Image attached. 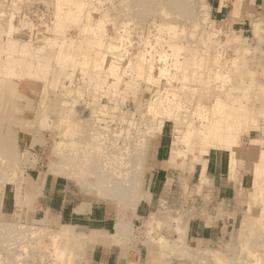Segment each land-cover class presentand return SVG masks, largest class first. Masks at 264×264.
Masks as SVG:
<instances>
[{
  "label": "rangeland",
  "instance_id": "374dc122",
  "mask_svg": "<svg viewBox=\"0 0 264 264\" xmlns=\"http://www.w3.org/2000/svg\"><path fill=\"white\" fill-rule=\"evenodd\" d=\"M241 1L255 9L259 0L256 4L252 0H229L222 13L212 7L213 0H0V264L81 261L86 256V242L80 233L85 222H67L59 216L52 203H46L51 189L56 185L62 197L72 202L105 203L114 209L132 207L134 201L149 195L158 149L166 150L164 155L177 168V176H184L188 170L191 211L192 205L198 204L193 194L204 193L205 180L198 181L195 175L201 157L208 152L202 151L206 141L198 130L204 119L228 120L233 145L226 149L244 151L252 174L255 166L264 168V158L259 156L264 152V18L254 16L255 21H245L227 15L232 4L235 13ZM164 24H168L167 29ZM132 53L144 57L143 71L138 68L140 58ZM164 57L169 63L177 58L179 64H172L167 73L161 71ZM151 63L152 67L148 65ZM29 64L31 69L26 68ZM170 92L172 98H179L177 117L169 118L166 110L161 117V112L149 111L157 93L161 99H168ZM217 97L221 100L211 99ZM172 106L165 105L164 109ZM234 107L245 114L229 112ZM95 143L100 145L94 148L97 155L91 148ZM135 143L138 147L133 146ZM112 152L120 153L123 160L117 167L112 158L110 163L102 157L109 158ZM54 161H62L53 166L58 164L54 172L59 170V175L48 170ZM62 171L65 173L61 175ZM66 173L70 177H64ZM98 176L107 178L109 186H114L110 182H126L121 185L125 196L116 201L114 196L103 195L102 185H96ZM116 176L120 179L115 180ZM263 176L258 181L262 193L254 188L248 193L249 201L233 232L203 249H195L180 237L165 242L157 234L159 239L150 244L152 257L144 259L145 264H264ZM137 187L142 197L135 193ZM175 187L180 189V185H172ZM179 198L158 203L160 209L166 205L172 209L175 217L169 218L177 223L181 216ZM179 227L174 223L177 233Z\"/></svg>",
  "mask_w": 264,
  "mask_h": 264
},
{
  "label": "crops",
  "instance_id": "0c3cea01",
  "mask_svg": "<svg viewBox=\"0 0 264 264\" xmlns=\"http://www.w3.org/2000/svg\"><path fill=\"white\" fill-rule=\"evenodd\" d=\"M227 1L229 2L213 0L212 7L222 13ZM252 1L256 4L258 0ZM241 4L233 13V3L227 15L230 17L235 15L238 16L237 19L245 21L249 19L255 21L254 16L264 18V0H259L255 9L242 1ZM213 150L210 149L202 156L200 167L195 170L198 181L201 177L205 180L202 183L204 193L193 194L197 196L198 204L192 205L189 212L188 170L184 176H177V168L173 167L168 157L164 155L166 154L164 148L156 152L157 157L150 173L148 197L137 199L132 207L117 206L114 209L105 203L100 205L92 202H72V199L62 197L61 190L54 185L51 197L46 195L49 197L46 203H52L53 210L67 222L77 220L85 222L80 233L86 242V256L72 264H145L144 259L152 257L150 244L155 241L157 234L164 238V241L170 242L173 238L180 237L188 245L202 249L233 232L247 206L248 193L254 188L250 160L244 151L239 153L229 149ZM175 184L180 185V189L176 187L172 189V185ZM179 195L180 198L176 201L180 203L178 208L181 216L177 223L169 218L175 217L172 209L167 205L160 209L158 203L175 201ZM138 202L139 204H136ZM174 223L180 226V232L174 230Z\"/></svg>",
  "mask_w": 264,
  "mask_h": 264
},
{
  "label": "bare ground",
  "instance_id": "6f19581e",
  "mask_svg": "<svg viewBox=\"0 0 264 264\" xmlns=\"http://www.w3.org/2000/svg\"><path fill=\"white\" fill-rule=\"evenodd\" d=\"M167 2V1H166ZM173 2V1H172ZM171 6V5H170ZM148 7V6H147ZM175 7H178V6H175ZM185 7V6H184ZM181 10V9H180ZM179 11V10H178ZM171 13V12H170ZM191 13V12H190ZM2 14V13H1ZM0 14V15H1ZM184 14V13H183ZM62 16V15H61ZM98 23V22H97ZM161 24V23H160ZM101 25V24H100ZM165 25V24H164ZM166 25H168V24H166ZM165 25V26H166ZM97 26V25H96ZM162 26V25H161ZM167 27L168 26H166L165 27V29H167ZM256 27V26H255ZM164 29V31L165 32H167V30H165ZM168 29H170V28H168ZM99 30H100V28H99ZM100 32H102V31H100ZM97 33V32H96ZM91 35V34H90ZM99 35H101V34H99ZM91 37V36H90ZM93 39V38H92ZM82 41V40H81ZM97 41V40H96ZM102 41V40H101ZM160 41H162V40H160ZM96 43V42H95ZM177 46V45H176ZM93 47V46H92ZM173 47V46H172ZM122 48V47H121ZM125 49V48H124ZM103 51V50H102ZM124 52V51H123ZM91 53V52H90ZM98 53V52H97ZM125 53V52H124ZM134 55H137L138 56V53L137 54H134ZM133 55V53L131 54V56H134ZM144 55V54H143ZM142 55V56H143ZM176 56V55H175ZM216 56V55H215ZM122 57V56H121ZM125 56H123V58H124ZM130 57V56H129ZM135 57V56H134ZM59 57H56V59H58ZM127 58V57H126ZM140 58V59H139ZM146 58V57H145ZM150 58H151V56H150ZM163 58V57H162ZM108 59V58H107ZM114 59V58H113ZM125 59V58H124ZM131 59V58H130ZM135 59V58H134ZM133 59V60H134ZM137 59H139V66H138V68H139V71H141L142 70V68L144 67L143 66V64H144V61H145V59H144V57H140V55L138 56V58ZM136 59V60H137ZM147 59V58H146ZM149 59V58H148ZM147 59V60H148ZM58 60H60V58L58 59ZM132 60V61H133ZM135 60V61H136ZM150 61H152V59H149ZM147 61V62H150V61ZM121 61H123V60H121ZM120 61V62H121ZM159 61V60H158ZM61 62H63L62 60H61ZM179 62V59H174V61L173 62H171V63H169V61L167 60V58L166 57H164V60H163V69L161 70V71H167V70H169V68L168 67H171L172 66V64L174 65L175 63H178ZM161 63V62H160ZM117 64V63H116ZM120 64V63H119ZM121 64H123V63H121ZM120 64V65H121ZM179 64V63H178ZM39 64H36V66H38ZM124 65V64H123ZM122 65V66H123ZM148 65H150V67H152L153 66V64L151 63V64H148ZM147 65V66H148ZM156 65H157V63H156ZM177 65V64H176ZM175 65V66H176ZM221 65V64H220ZM31 64H29L26 68H29V69H31ZM42 67V65H40V66H38L37 68H41ZM155 67V66H154ZM177 67V66H176ZM145 68V67H144ZM225 68V67H224ZM108 69V68H107ZM150 69V68H149ZM144 70H146V69H144ZM152 70V69H151ZM213 70V69H212ZM36 71H38V70H36ZM143 71V70H142ZM153 71V70H152ZM157 71V70H156ZM165 71V72H166ZM171 71V70H170ZM169 71V72H170ZM107 72V71H106ZM165 72H163V74L165 73ZM244 72V71H243ZM149 73H150V71H149ZM167 73V72H166ZM165 73V74H166ZM171 73V72H170ZM169 73V74H170ZM214 73V72H213ZM224 73V72H223ZM148 74V73H147ZM162 74V75H163ZM176 74V73H175ZM239 74V73H238ZM154 75V74H153ZM49 76H50V74H49ZM148 76V75H147ZM164 76V75H163ZM166 76V75H165ZM164 76V77H165ZM170 76H172V75H170ZM174 76V75H173ZM151 77V76H150ZM152 78V77H151ZM150 78V79H151ZM154 78H156V76L155 77H153V79ZM166 78V77H165ZM168 78H169V76H168ZM172 78H174V77H172ZM171 77H170V79H172ZM158 79V78H157ZM74 80V79H73ZM155 80V79H154ZM168 80V79H167ZM120 81V80H119ZM158 81V83H159V80H157ZM170 81V80H169ZM252 81V80H251ZM11 84V83H10ZM260 84H262V83H260ZM259 84V85H260ZM235 85V84H234ZM239 85V84H238ZM249 85V84H248ZM252 85V84H251ZM250 87H252V86H250ZM260 87V86H259ZM264 87V86H263ZM233 88L235 89V86H233ZM241 88V87H240ZM92 89V88H91ZM160 89H161V87H160ZM242 89V88H241ZM254 89V88H253ZM8 90V89H7ZM155 91V90H154ZM262 91H263V88H262ZM249 92L251 93L252 91H250L249 90ZM155 93V92H154ZM163 93V92H162ZM7 94V93H6ZM173 94V93H172ZM159 95V93H157L156 94V97H154L153 98V102L151 103V106H150V108H149V111H153L154 113L156 112H161V113H159L158 115H159V117H161V115L160 114H162L163 115V112L166 110L167 111V113H166V116H168L169 118L170 117H177V114H178V109L179 108H177V106L175 107V104H179L178 103V97L175 95V94H173L174 95V97L176 96V98L174 99V98H172L171 97V92H170V96H169V100L168 99H161V96H158ZM242 96V95H241ZM244 96V95H243ZM242 96V97H243ZM165 97V96H164ZM168 97V96H167ZM184 98H185V96H184ZM250 98V97H249ZM150 99V98H149ZM171 99V100H170ZM212 100H218V99H220V97H217V98H211ZM252 99V98H251ZM258 99V98H257ZM173 100V101H172ZM176 100V101H175ZM221 100V99H220ZM220 100H219V102H220ZM249 100V99H248ZM243 101V100H242ZM245 101H246V99H245ZM264 101V100H263ZM175 102V103H174ZM244 102V101H243ZM242 102V103H243ZM163 103V104H162ZM165 103V104H164ZM181 103V102H180ZM229 103H230V101H229ZM246 103V102H245ZM174 105V107L172 106V107H168V108H166V109H164V106L165 105H169V106H171V105ZM184 104V103H183ZM182 104V105H183ZM199 104H201V103H199ZM215 104V103H214ZM236 104V103H235ZM263 104V103H262ZM261 104V105H262ZM180 105V104H179ZM238 105V104H237ZM236 105V106H237ZM260 105V104H259ZM212 106H213V104H212ZM228 106H230V105H227V107ZM183 107V106H182ZM186 107V106H185ZM233 107V106H232ZM243 106H242V104L240 105V108H242ZM176 108H177V110H176ZM259 108V107H258ZM248 109V108H247ZM256 109V108H255ZM146 110V109H145ZM169 110V111H168ZM249 110V109H248ZM257 110V109H256ZM146 111H148V110H146ZM223 111V110H222ZM234 112V113H236L237 115H239V113L241 114V113H243V114H245L244 112H239V108L237 109L236 107H234V108H230V110H229V112ZM152 112V113H153ZM210 112V111H209ZM225 112V111H224ZM228 112V113H229ZM226 113V112H225ZM214 114V113H213ZM230 114V113H229ZM231 114H233V113H231ZM264 115V114H263ZM118 116V115H117ZM134 116V115H133ZM154 116V115H153ZM157 116V115H156ZM164 116H165V113H164ZM236 116V115H235ZM119 117H121V116H119ZM142 117V116H141ZM226 117H228V115L226 116ZM258 117V116H257ZM130 118V117H129ZM163 118V117H162ZM218 118V117H217ZM212 119V120H210L209 118L208 119H204L203 121H202V125H201V128L200 129H198L199 131H201V135L203 134L204 136H203V140L204 141H206V145L205 146H203V149H202V151H203V153H206L207 151H209L208 150V148L210 147V146H218V147H223V148H230L231 149V147H232V145H233V143H232V141H231V134H230V132H228V130H231V123H227L228 122V120H223L222 119V117L221 118H218V119ZM118 119V118H117ZM116 119V120H117ZM127 119H128V117H127ZM151 119V118H150ZM164 119V118H163ZM162 119V120H163ZM171 120V119H170ZM236 120V119H235ZM240 120V119H239ZM13 121V120H12ZM144 121V120H143ZM166 121V120H165ZM168 121V120H167ZM118 122V121H117ZM139 122V121H138ZM155 122V121H154ZM230 122V121H229ZM130 123V122H129ZM132 123V122H131ZM143 123V122H142ZM152 123V122H151ZM150 123V124H151ZM169 123V122H168ZM114 124V123H113ZM194 124V123H193ZM129 125V124H128ZM127 124H126V126H128ZM134 125V124H133ZM136 125H138V123L136 124ZM50 126V125H49ZM115 126V125H114ZM141 126V125H140ZM157 126H159V129H157L156 128V130H159L160 131V126H161V121H160V124L159 125H157ZM138 127H139V125H138ZM172 127V126H171ZM141 128H143L142 126H141ZM168 128V127H167ZM43 129V128H42ZM132 129V128H131ZM143 129H145V128H143ZM150 129V128H149ZM227 129V130H226ZM146 131L148 130V129H145ZM127 131V130H126ZM137 131V130H136ZM143 131V130H142ZM152 131L153 130H151V131H149V133L151 132L152 133ZM135 132V131H134ZM226 132H227V134H226ZM144 133V132H143ZM142 133V134H143ZM164 133V132H163ZM189 133V132H188ZM187 133V134H188ZM128 134V133H127ZM141 134V135H142ZM79 135V134H78ZM90 135V134H89ZM117 135H119V134H117ZM116 135V136H117ZM192 135V134H191ZM233 135V134H232ZM98 136V135H97ZM113 136H115V134L113 135ZM113 136H112V139H114L113 138ZM136 136V135H135ZM134 136V137H135ZM137 136H139V134L137 135ZM136 136V137H137ZM193 136H195V135H193ZM126 137V136H125ZM135 137V138H136ZM139 137H141V136H139ZM76 138V137H75ZM121 138V137H120ZM91 139V138H90ZM119 139V138H118ZM126 139V138H125ZM133 140V138L131 139V141ZM135 140H137V139H135ZM143 140V139H142ZM170 140V139H169ZM185 140V139H184ZM78 141H80V140H78ZM141 141V140H140ZM196 141V140H195ZM124 142V141H123ZM126 142V141H125ZM137 142V141H136ZM142 142V141H141ZM145 142V141H144ZM167 142V141H166ZM60 143V142H59ZM62 143V142H61ZM126 143H129V141H127ZM139 142H137V144H138ZM143 143V142H142ZM187 143V142H186ZM186 143H183V146H184V144L186 145ZM202 143H204V142H202ZM201 143V144H202ZM68 144V143H67ZM97 144V145H96ZM113 144H115L116 145V143H113ZM132 144V143H131ZM136 143H135V145H133V146H137L138 147V145H140V144H138L137 145ZM145 144V143H144ZM144 144H142L141 145V147H143V145ZM164 144V143H163ZM58 145V144H57ZM86 145V144H85ZM128 145V144H127ZM62 146V145H61ZM65 146V145H64ZM128 146H130V145H128ZM132 146V147H133ZM165 146V145H164ZM170 146V145H169ZM176 146V145H175ZM188 146V145H187ZM70 147V146H69ZM95 147H100V145H99V143H95V144H92L91 145V148L92 149H94ZM115 147V146H114ZM167 147V146H166ZM264 147V146H263ZM262 147V148H263ZM55 148V147H54ZM84 148V147H83ZM82 148V149H83ZM108 148H109V146H108ZM119 148V147H118ZM124 148V147H123ZM126 148H127V146H126ZM140 148V147H139ZM170 148V147H169ZM187 148V147H186ZM74 149V148H73ZM106 149V148H105ZM112 149V148H111ZM129 149H131L132 150V148L130 147ZM134 149L136 150V148L134 147ZM133 149V150H134ZM175 149V148H174ZM195 149V148H194ZM193 149V150H194ZM60 150V149H59ZM79 150V149H78ZM122 150V149H121ZM132 150V151H133ZM134 150V151H135ZM213 150V149H212ZM261 150V149H260ZM260 150H259V152H260ZM61 151V150H60ZM66 151V150H65ZM103 151V150H102ZM105 151V150H104ZM128 151V150H127ZM169 151V150H168ZM214 151V150H213ZM263 151V150H262ZM54 152V151H53ZM62 152V151H61ZM107 152V151H106ZM119 152V151H118ZM170 152V151H169ZM198 152H199V150H198ZM197 152V153H198ZM56 153V152H55ZM79 153V152H78ZM91 153H92V151H91ZM94 153H95V149H94ZM97 153V152H96ZM95 153V154H96ZM103 153V152H102ZM121 153L124 155L125 153H123L122 151H121ZM136 153V152H135ZM174 153V152H173ZM187 153V152H186ZM202 153V152H201ZM211 153H213V152H211ZM260 153H262V152H260ZM57 154V153H56ZM75 154V153H74ZM94 154V155H95ZM111 154H113V152L111 153ZM130 154V153H129ZM134 154V153H133ZM51 155H52V153H51ZM87 155V154H86ZM97 155V154H96ZM115 154H113V156H109V158L108 157H106V159H105V156H108V155H104V156H102V157H104V160H109V159H113L114 160V162H113V164H115L116 166L115 167H117V164H119V163H121L120 161H122L123 162V160H122V158H121V156H120V153H119V155L117 154V155H115ZM199 155V154H198ZM201 155V154H200ZM21 156H22V154H21ZM63 156V155H62ZM259 156H261V158H264L263 156H264V152L262 153V154H260ZM101 157V156H100ZM193 157V156H192ZM196 157V156H195ZM199 157H201V156H199ZM88 159H89V157H87ZM202 158V157H201ZM235 158V157H234ZM260 158V157H259ZM55 159V158H54ZM197 159V158H196ZM65 160V159H64ZM91 160V159H90ZM136 159H134V161H135ZM82 161V160H81ZM107 161H105V162H107ZM112 161V160H111ZM195 161V160H194ZM215 161V160H214ZM57 162H59V161H57ZM57 162H53V165H50V166H48V170L50 171V172H52L53 174H57L58 173V171L57 172H54L55 171V168L56 167H58L57 165H55V167H53L54 166V164L55 163H57ZM77 162V161H76ZM95 162V161H94ZM109 162H110V160H109ZM109 162H107L108 164H109ZM219 162V161H218ZM263 162V161H262ZM5 163V162H4ZM8 163V162H7ZM59 163H62V161L61 162H59ZM111 163V162H110ZM125 163V162H124ZM138 163V162H137ZM215 163H217L216 161H215ZM64 164V163H63ZM81 164V163H80ZM91 164V163H90ZM99 164V163H98ZM102 164V163H101ZM128 164V163H127ZM126 164V165H127ZM138 164H140V163H138ZM137 164V165H138ZM214 164V163H213ZM218 164V163H217ZM233 164L235 165V163L233 162ZM12 165V164H11ZM62 165V164H61ZM66 165V164H65ZM95 165V164H94ZM129 165H131V163L129 164ZM232 165V164H231ZM230 165V166H231ZM261 165V164H260ZM119 166V165H118ZM121 166H122V164H121ZM121 166H119L118 168H120L121 169ZM204 166V165H203ZM16 167V166H15ZM61 167V166H60ZM64 167V166H63ZM93 167V166H92ZM98 167V166H97ZM100 167H102L101 165H100ZM100 167H98L97 169H99ZM123 167H125V166H123ZM127 167V166H126ZM141 167V166H140ZM218 167V166H217ZM216 167V168H217ZM71 168V167H70ZM85 168V167H84ZM110 168V167H109ZM117 168V169H118ZM130 168H131V166H130ZM232 168H234V167H232ZM231 168V169H232ZM12 169V168H11ZM16 169V168H15ZM64 169L65 168H63V169H61L60 168V170H63L64 171ZM91 169V168H90ZM108 169V168H107ZM115 169V168H114ZM132 169V168H131ZM66 170H67V167H66ZM65 170V171H66ZM77 170V169H76ZM82 170H83V168H82ZM106 170V169H105ZM127 170V169H126ZM125 170V171H126ZM233 170V169H232ZM62 171V173H61V175L63 174V173H65V172H63ZM69 171V170H68ZM95 171V170H94ZM98 171V170H97ZM101 170H99V172H100ZM112 171V170H111ZM110 171V172H111ZM123 171V170H122ZM205 171V170H204ZM229 171H231L230 169H229ZM72 172V170L70 171V173ZM102 172V171H101ZM115 172H117V170L115 171ZM120 172V171H119ZM119 172H118V174H119ZM233 172V171H232ZM17 173V172H16ZM20 173V172H19ZM59 173H60V171H59ZM59 173L57 174V175H59ZM69 173V172H68ZM88 173V172H87ZM86 173V174H87ZM124 174H125V172H123ZM127 173V172H126ZM254 173H255V175H254ZM21 174V173H20ZM72 174V173H71ZM70 174V175H71ZM101 174H103V173H101ZM105 174V173H104ZM108 174H109V172H108ZM113 174H117V173H113ZM123 174V175H124ZM262 174H264V168L263 167H258V166H255V172H253V175H254V177H255V180H254V191L255 192H261L262 193V184L261 183H258V181L260 180L261 181V178L260 177H262ZM149 175V174H148ZM229 175H232V174H230L229 173ZM228 175V176H229ZM252 175V176H253ZM5 176V175H4ZM18 176V175H17ZM20 176V175H19ZM64 177H70L69 176V174H64L63 175ZM72 176V175H71ZM74 176V175H73ZM87 176V175H86ZM90 176V175H89ZM89 176H87V177H89ZM112 176V175H111ZM121 176V175H120ZM120 176H118V177H120ZM126 176V175H125ZM130 176V175H129ZM203 176V175H202ZM75 177V176H74ZM74 177H71V178H74ZM86 177V178H87ZM105 177V176H104ZM124 177V176H123ZM132 177V176H131ZM138 177V176H137ZM264 177V176H263ZM8 179H9V177H7ZM93 178V177H92ZM98 178L100 179V181H96V185H98V186H100V185H102L101 187H103V195H107V197H110V196H114L113 198H115V200L116 201H118L119 199H122V197H124L122 194L124 193V191L125 190H123V188L121 189V185H125V184H127L126 182H125V184H123V183H121V182H123V181H116V182H110V183H114V186H109L108 185V183H106L107 181H105V180H107V178L106 179H103L102 177H100V176H98ZM127 178L129 179V177H128V173H127ZM127 178L125 179L126 181H127ZM253 178V177H252ZM257 178V179H256ZM260 178V179H259ZM2 179V178H1ZM23 179V178H22ZM36 179V178H35ZM76 179V178H75ZM79 179H81L80 177H79ZM79 179H77V180H79ZM90 179L91 178H89V181H90ZM96 179V178H95ZM116 179H120V178H117V176L115 177V180ZM124 179V178H123ZM200 179H203V177H201ZM199 179V180H200ZM7 180V179H6ZM13 180V179H12ZM114 180V181H115ZM122 180V179H121ZM130 180H133V179H131L130 178ZM233 180V179H232ZM76 181V180H75ZM81 181V180H80ZM87 181V180H86ZM93 181V180H92ZM2 182V181H1ZM130 182V181H129ZM128 182V183H129ZM134 182H135V180H134ZM77 183H78V181H77ZM81 183H83V180L81 181ZM86 183H88V181L86 182ZM89 184V183H88ZM132 184H133V182H132ZM131 184V185H132ZM82 185V184H81ZM86 185V184H85ZM131 185H129V187L128 188H130V186ZM135 185H136V183H135ZM253 185V184H252ZM88 186H90V185H88ZM128 186V185H127ZM138 186H140V185H138ZM39 187V186H38ZM80 187V186H79ZM93 187V186H92ZM91 188V187H90ZM95 189H96V187H95ZM102 189V188H101ZM132 189V188H131ZM130 189V191H132ZM127 190H129V189H127ZM126 190V191H127ZM140 190V188L139 187H137L136 188V191H135V193H137L139 196H140V193H141V191H139ZM16 191V190H15ZM14 191V192H15ZM101 191V193H102V190H100ZM17 192H18V188H17ZM22 192V191H21ZM99 193V192H98ZM129 193V192H128ZM125 194V193H124ZM17 195H18V193H17ZM136 194H134V196H135ZM102 196V195H101ZM122 196V197H121ZM106 197V196H105ZM136 197V196H135ZM140 197H142V196H140ZM260 197V196H259ZM17 198V197H16ZM16 198H14V202H16L15 201V199ZM21 198V197H20ZM20 198H18V199H20ZM129 198H130V196H129ZM167 198V197H166ZM250 198V197H249ZM248 198V199H249ZM30 199V196H29V198H28V200ZM125 199V198H124ZM127 199V198H126ZM263 199H264V196H263ZM17 200V199H16ZM261 200V199H260ZM32 201V200H31ZM249 201V200H248ZM21 202V201H20ZM27 202V201H26ZM125 202V201H124ZM257 202H259V200H257ZM264 202V201H263ZM18 203V202H17ZM29 203V202H28ZM126 204V203H125ZM124 204V205H125ZM131 206V205H130ZM252 206H254V205H252ZM256 206V205H255ZM259 206V205H258ZM258 206L256 207V208H258ZM262 207V206H261ZM124 208V207H123ZM26 209H24V211H25ZM13 212H14V210H13ZM250 213V212H249ZM264 213V212H263ZM263 213H262V216H263ZM20 215V214H19ZM184 215V214H183ZM17 216V215H16ZM256 217H257V215H255ZM261 216V217H262ZM153 217V216H152ZM248 217V216H247ZM254 217V216H253ZM172 219V218H171ZM260 219V218H259ZM249 220H250V217H249ZM251 220H252V217H251ZM251 220H250V222H251ZM35 221H37V220H35ZM117 221V220H116ZM264 221V220H263ZM254 222V221H253ZM257 222V221H256ZM3 224V223H2ZM6 224V223H5ZM119 224V223H118ZM251 224H254V223H251ZM8 225V224H7ZM10 225V224H9ZM14 225V224H13ZM249 225H250V223H249ZM2 226H4V225H2ZM121 226V225H120ZM253 226V225H252ZM251 226V227H252ZM16 227V226H15ZM254 227H255V225H254ZM264 227V226H263ZM64 228V227H63ZM63 228H59L60 230L61 229H63ZM118 228H120V227H118ZM168 228V227H167ZM249 228V227H248ZM68 229V228H67ZM174 229V228H173ZM254 229V228H253ZM14 230V229H13ZM221 230V229H220ZM260 230V229H259ZM1 231V230H0ZM45 231V230H44ZM124 231V230H123ZM122 231V232H123ZM179 231V230H178ZM262 231V230H261ZM41 232H43V231H41ZM48 232H50V231H48ZM61 233H62V231H60ZM180 232V231H179ZM249 232V231H248ZM254 232V231H253ZM256 232V231H255ZM65 233V232H64ZM128 233V232H127ZM261 233V232H260ZM35 234V233H34ZM46 234V233H45ZM73 234H75V233H73ZM120 234V233H119ZM248 234V233H247ZM250 234V233H249ZM13 235V234H12ZM48 235H50V234H48ZM67 235V234H66ZM69 235V234H68ZM251 235V234H250ZM59 235H57V237H58ZM64 236V235H63ZM82 236V235H81ZM122 236V235H121ZM137 236V235H136ZM257 236V235H256ZM259 236V235H258ZM66 237H68V236H66ZM78 237V236H77ZM127 237V236H126ZM159 237V236H158ZM245 237V236H244ZM249 237V236H248ZM252 237V236H251ZM14 238V237H13ZM53 238V237H52ZM85 238H86V236H85ZM253 238H255V237H253ZM67 239V238H66ZM84 239V238H83ZM159 239V238H158ZM3 240V239H2ZM54 240V239H53ZM75 240V239H74ZM81 240V239H80ZM97 240V239H96ZM245 240H246V238H245ZM25 241V240H24ZM69 241H71V239L69 240ZM77 241V240H76ZM76 241H75V243H76ZM250 242V240H247V242L246 243H249ZM253 241V240H252ZM166 242V241H165ZM245 242V241H244ZM254 242V241H253ZM85 243V242H84ZM160 244V243H159ZM238 244H241V243H238ZM250 244V243H249ZM253 244V243H252ZM255 244V243H254ZM16 245H17V243H16ZM76 245V244H75ZM84 245V244H83ZM161 245V244H160ZM174 245V244H173ZM172 245V246H173ZM257 245V244H256ZM166 246H168V245H166ZM5 247V246H4ZM178 247H182V246H178ZM243 247V246H242ZM172 248V247H171ZM246 248V247H245ZM264 248V247H263ZM6 249V248H5ZM161 249V248H160ZM169 249V248H168ZM195 249H200L199 247H195ZM194 249V250H195ZM203 249V248H202ZM173 250V249H172ZM176 250V249H175ZM185 250V249H184ZM184 250H182L184 253H185V251ZM187 250V249H186ZM191 250V249H190ZM234 250H236V249H234ZM253 250V249H252ZM177 251H179V250H177ZM181 251V252H182ZM207 251V250H206ZM254 251V250H253ZM256 251V250H255ZM254 251V252H255ZM180 252V253H181ZM182 252V254L184 255V253ZM190 252V251H189ZM229 252V251H228ZM264 252V251H263ZM80 253V252H79ZM188 253V252H187ZM207 253V252H206ZM213 253V252H212ZM212 253H210V254H212ZM253 253V252H252ZM262 253V252H261ZM190 254H191V256L193 257V255H192V253L190 252ZM190 254L188 253V256L190 257ZM197 254H198V252H197ZM214 254V253H213ZM255 254V253H254ZM256 254H257V251H256ZM186 255V254H185ZM219 255H220V253H219ZM251 255V254H250ZM261 255V254H260ZM15 256V255H14ZM63 256V255H62ZM195 257H197V256H195ZM218 257V256H217ZM219 257H221V255L219 256ZM224 257V256H223ZM232 257V256H231ZM237 257V256H236ZM4 258V257H3ZM17 258V257H16ZM182 258V257H181ZM233 258H234V255H233ZM248 258V257H247ZM2 259V258H1ZM187 259H190V258H187ZM187 259H186V261H187ZM193 259V258H192ZM194 259H196V258H194ZM250 259V258H249ZM253 259H255V257L253 258ZM253 259H251V260H253ZM184 260H185V258H184ZM224 260V259H223ZM226 260H227V257H226ZM192 261V260H191ZM236 262H238L237 260H235ZM244 261V260H243ZM257 261V260H256ZM188 262V261H187ZM193 262V261H192ZM191 262V264H193ZM227 262V261H226ZM225 262V263H226ZM239 262H241V261H239ZM245 262V261H244ZM223 263V262H222ZM247 263V262H246ZM246 263H244V264H246ZM220 264H221V262H220ZM233 264V263H232ZM253 264H255L254 262H253Z\"/></svg>",
  "mask_w": 264,
  "mask_h": 264
}]
</instances>
